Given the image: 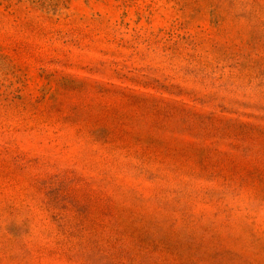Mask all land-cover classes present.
<instances>
[{"label":"rangeland","instance_id":"1","mask_svg":"<svg viewBox=\"0 0 264 264\" xmlns=\"http://www.w3.org/2000/svg\"><path fill=\"white\" fill-rule=\"evenodd\" d=\"M0 264H264V0H0Z\"/></svg>","mask_w":264,"mask_h":264}]
</instances>
